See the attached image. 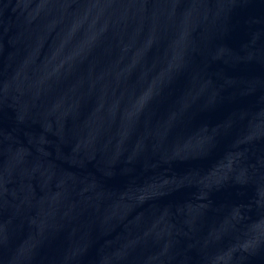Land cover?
Listing matches in <instances>:
<instances>
[{
	"label": "water",
	"instance_id": "95a60500",
	"mask_svg": "<svg viewBox=\"0 0 264 264\" xmlns=\"http://www.w3.org/2000/svg\"><path fill=\"white\" fill-rule=\"evenodd\" d=\"M0 264H264V0H0Z\"/></svg>",
	"mask_w": 264,
	"mask_h": 264
}]
</instances>
